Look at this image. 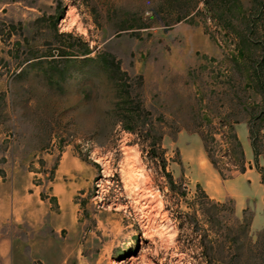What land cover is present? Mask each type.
<instances>
[{
  "label": "rangeland",
  "instance_id": "rangeland-1",
  "mask_svg": "<svg viewBox=\"0 0 264 264\" xmlns=\"http://www.w3.org/2000/svg\"><path fill=\"white\" fill-rule=\"evenodd\" d=\"M255 73L264 0H0V264H264Z\"/></svg>",
  "mask_w": 264,
  "mask_h": 264
},
{
  "label": "trees",
  "instance_id": "trees-1",
  "mask_svg": "<svg viewBox=\"0 0 264 264\" xmlns=\"http://www.w3.org/2000/svg\"><path fill=\"white\" fill-rule=\"evenodd\" d=\"M255 83L257 86V90L261 96V104L259 106V111L257 113L251 114L250 116L252 117V121L251 124L249 126V134H250V140H251V147L253 150V155H254V160L257 161L258 159V155H259V147H258V134L259 131L264 129V82H263V77L262 74H257L255 73ZM256 123H259L260 125H256ZM164 154V152H163ZM162 154L161 160H162V168L164 171H166V161L164 158V155ZM209 158L211 159V161L213 162V164L216 167V163L214 162V160L209 156ZM260 174H261V182L264 186V168L262 170H260Z\"/></svg>",
  "mask_w": 264,
  "mask_h": 264
},
{
  "label": "crops",
  "instance_id": "crops-1",
  "mask_svg": "<svg viewBox=\"0 0 264 264\" xmlns=\"http://www.w3.org/2000/svg\"><path fill=\"white\" fill-rule=\"evenodd\" d=\"M3 185V184H2ZM3 199V208L1 212V220H0V226H6V225H12V217L14 215V201L12 196L11 197H4ZM12 255V260L18 261L17 257H15V239L11 234H5L1 237L0 241V254L6 255V254ZM62 258L60 257L58 260V264H63L61 262ZM22 263H26V261L23 259L20 260ZM57 264V263H56Z\"/></svg>",
  "mask_w": 264,
  "mask_h": 264
},
{
  "label": "bare ground",
  "instance_id": "bare-ground-1",
  "mask_svg": "<svg viewBox=\"0 0 264 264\" xmlns=\"http://www.w3.org/2000/svg\"><path fill=\"white\" fill-rule=\"evenodd\" d=\"M129 261H132V259H129Z\"/></svg>",
  "mask_w": 264,
  "mask_h": 264
}]
</instances>
